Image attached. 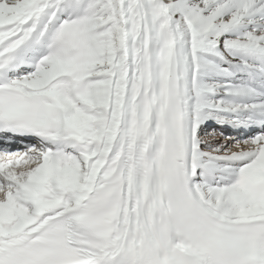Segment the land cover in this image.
<instances>
[{"label":"snow or ice","instance_id":"obj_1","mask_svg":"<svg viewBox=\"0 0 264 264\" xmlns=\"http://www.w3.org/2000/svg\"><path fill=\"white\" fill-rule=\"evenodd\" d=\"M0 264H264V0H0Z\"/></svg>","mask_w":264,"mask_h":264}]
</instances>
